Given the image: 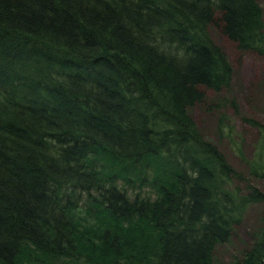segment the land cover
Listing matches in <instances>:
<instances>
[{
	"label": "trees",
	"instance_id": "obj_1",
	"mask_svg": "<svg viewBox=\"0 0 264 264\" xmlns=\"http://www.w3.org/2000/svg\"><path fill=\"white\" fill-rule=\"evenodd\" d=\"M0 23V264H214L264 201V124L244 175L189 110L232 83L210 27L264 55L258 0H0ZM260 220L231 264H264Z\"/></svg>",
	"mask_w": 264,
	"mask_h": 264
},
{
	"label": "rangeland",
	"instance_id": "obj_2",
	"mask_svg": "<svg viewBox=\"0 0 264 264\" xmlns=\"http://www.w3.org/2000/svg\"><path fill=\"white\" fill-rule=\"evenodd\" d=\"M258 2L264 17V0ZM209 32L213 43L223 49L232 65V83L228 89L219 92L203 88L204 101L192 106L189 112L203 138L212 142L235 170L247 175V165L237 155L235 146L241 148L246 159L251 158L257 145L259 129L251 126L246 120L255 119L264 124V55L240 51L233 41L215 27H210ZM231 100H234L236 109L229 106L228 101ZM222 112L226 113L235 133L230 136L231 140L217 133V118ZM250 181L264 193V181L256 178H250ZM234 184L244 186L239 181ZM143 192L151 198L155 195L149 187ZM263 214L264 201L248 207L241 223L233 228L229 240L216 246L214 264H231L235 258L241 257L251 241V235L260 226Z\"/></svg>",
	"mask_w": 264,
	"mask_h": 264
},
{
	"label": "bare ground",
	"instance_id": "obj_3",
	"mask_svg": "<svg viewBox=\"0 0 264 264\" xmlns=\"http://www.w3.org/2000/svg\"><path fill=\"white\" fill-rule=\"evenodd\" d=\"M1 24V23H0ZM2 26V25H1Z\"/></svg>",
	"mask_w": 264,
	"mask_h": 264
}]
</instances>
